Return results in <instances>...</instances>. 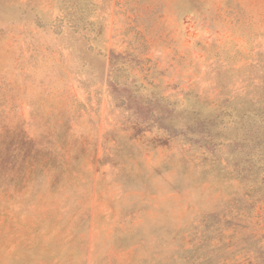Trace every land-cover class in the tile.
I'll use <instances>...</instances> for the list:
<instances>
[{"label":"rangeland","instance_id":"rangeland-1","mask_svg":"<svg viewBox=\"0 0 264 264\" xmlns=\"http://www.w3.org/2000/svg\"><path fill=\"white\" fill-rule=\"evenodd\" d=\"M0 264H264V0H0Z\"/></svg>","mask_w":264,"mask_h":264}]
</instances>
